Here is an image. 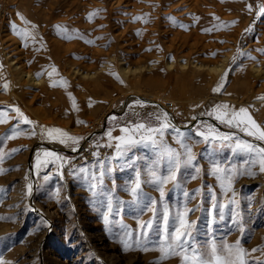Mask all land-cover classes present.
<instances>
[{
    "label": "rangeland",
    "instance_id": "1",
    "mask_svg": "<svg viewBox=\"0 0 264 264\" xmlns=\"http://www.w3.org/2000/svg\"><path fill=\"white\" fill-rule=\"evenodd\" d=\"M20 1L22 5L25 4L24 0ZM30 1L35 20L29 22L28 28L34 42L38 44L35 53L40 54L41 58L47 56L45 63L38 69V73H42L45 81L42 84L47 90L45 88L42 93L32 96L34 92L40 90V87L25 84L24 102L18 95L21 91L12 94L13 72L8 60L6 40L7 37L13 36V17L18 2L0 0V64L3 65L0 69V111H7L9 120L8 123L0 124V151L10 152L14 148L20 149L17 153L6 156L3 163H0V167L7 170L5 174L0 175V189L6 190L0 191V216L12 218L0 220V259L6 264H152L159 257V252L154 250L125 252L117 240L125 228L135 230L137 220L147 221L152 218V213L146 210L141 212L140 207L130 202L132 198L126 187L134 178L135 171L137 169L145 171L157 158V154L152 149L139 147L123 160L115 162L116 170L105 178L102 188L97 191L108 193L111 190L115 200L125 203L121 206L119 214L114 213L110 217L107 228L102 219L105 197L102 195L93 197L85 174L80 173L79 170L90 168L96 163L97 158L94 153H98L100 159L114 154V149L94 146L96 143L104 145L109 142L105 137L106 132L112 130L113 136H119L122 134L120 129L131 122H154L150 120L149 113H157L161 109L165 111L167 107L165 108L164 105L171 101L172 106L169 111L176 117V121L172 120V122L182 131L192 135L193 139L190 143L193 145V152L197 155L195 164L202 171L197 174L192 168L182 169L180 187L174 188L172 184L165 186L164 203L168 204L173 215L185 205L188 208L199 206L202 209L192 212L189 216L190 220L197 221L198 232L195 238L199 245L205 246L212 239L218 244H232L240 239L243 247L249 252L250 264H254L255 260L264 261V252L251 251L258 247L264 249V173H260L257 166L252 169L256 173L254 176L240 175L233 180L232 191H226V176L221 180L210 174L213 164L218 163L222 168L227 169L238 167L243 171L246 167L245 161L251 159L250 155L239 151L233 152L226 146L221 147L219 142L205 144L199 137H195L192 131L201 122H207L221 132L233 133L237 139L260 143L247 137L243 132L228 128L212 116L202 113H207L214 105L222 103L237 109L245 106L249 107L253 117L264 126V100L260 99L264 97V89L259 90L257 84L252 89L253 93L249 94L248 86H238V88L233 85L235 79L242 80L241 78L247 75L245 70L249 67L248 57L252 52L251 49L247 50V46L255 39L258 22L264 19V15H257L259 11L257 5L264 4V0H247L246 5L243 0L246 14L250 12L247 5H252L248 24V28L251 26L252 31H244L239 38L238 47L231 59L232 64L228 69L226 83L219 94L213 93L212 89L221 79L212 78L203 70L197 71L191 62L195 63L201 57L206 58L205 53L200 55L192 53L188 66L184 69L187 71L181 75L183 68L179 62L186 61V57L169 54L168 58L173 61L170 67L165 63L166 58L160 59L154 56L156 49H164L163 45H152L147 42L140 47L127 30L123 31V37H119L118 31L124 30L126 23L130 22L129 8L126 10L121 5L113 8V12L108 16L110 21H103L105 24L102 22V26L99 27L100 37L91 44L86 43L90 50L98 48L101 52L91 51L75 56L70 53V57L78 62L76 69H79V72H67L52 60V54L48 51L50 47L48 41L54 38L68 43L79 39L72 34L61 38L55 32L48 31L50 27L57 26V20L51 21L48 17L47 9L50 1ZM143 6L144 2L141 3V8L134 12L142 13ZM134 12L131 11V14ZM101 17L97 16V18ZM237 24L235 22L230 26L227 25L226 29L231 32V28L236 27ZM106 26L111 28L108 29ZM225 43L229 48L219 49L218 53L230 50L234 40L228 39ZM238 50L246 55H239ZM148 55L152 56L148 57ZM234 57H236L235 63L232 62ZM134 60H137V63ZM138 65L146 66L142 71H136V75L139 74L142 80L137 83L129 82L136 75L134 71L125 73L124 67ZM110 73H115L119 80ZM151 78L155 81H151ZM61 81H67V85L61 84ZM4 83L8 84L7 90L3 89ZM183 84L186 85V89L181 90ZM132 93L135 96L129 100ZM135 99H142L148 102L149 106L128 107ZM256 100L259 101L257 107L253 104ZM156 105L158 107H155ZM14 107H19L34 125L21 124L20 130L24 134L16 139H6L17 121V114L11 111ZM193 116L197 119L193 120ZM111 117L116 119L112 120ZM32 127L36 128L37 135L29 138L27 133ZM41 127L59 128L70 136L82 137L78 151H72L71 145L53 143L47 137H42L39 135ZM102 137L104 138L101 139ZM165 139L172 147L179 148L173 141L171 132ZM43 150L55 151L66 160L63 164L55 161L38 168L37 153H40L41 161L54 159L46 158ZM194 175L196 178L192 179ZM45 176L49 179L45 180ZM222 182L225 187L221 186ZM29 183L33 185L31 196L27 193ZM57 189H59L58 196ZM197 189L201 191L195 199L184 197V191L189 192L191 196ZM143 192L148 198L158 202L157 208L162 212L163 204L160 203V193L156 187L144 184ZM213 196L218 204L226 207L216 210L215 223L209 228L206 221L209 219L208 212L211 209ZM233 200L236 203H232ZM236 213H239V216H236ZM45 220L47 226L44 224ZM159 220L158 215L157 223ZM240 227L245 229L243 234L239 231ZM158 239L156 232H152L148 247L150 249L156 247ZM129 253H132L130 256L132 259L135 258L134 261L125 256ZM163 264H180V259L171 258L165 260Z\"/></svg>",
    "mask_w": 264,
    "mask_h": 264
},
{
    "label": "snow or ice",
    "instance_id": "2",
    "mask_svg": "<svg viewBox=\"0 0 264 264\" xmlns=\"http://www.w3.org/2000/svg\"><path fill=\"white\" fill-rule=\"evenodd\" d=\"M259 9L257 15H264V4L257 5ZM247 9L251 12L252 5L248 4ZM97 13H90L89 20L92 19ZM19 15V14H18ZM21 19H23L21 17ZM135 19H140L137 17ZM216 19H219L216 17ZM227 25H225L226 27ZM57 29H62L67 32L68 29L65 26L57 25ZM213 29H204L205 32H211ZM252 27L245 29V32H251ZM91 44L92 41H86ZM150 50V49H149ZM264 52V50H260ZM239 55H246L238 50ZM249 59H255L249 56ZM236 57L233 58L235 63ZM3 65L0 64V69ZM42 73H37L39 77ZM114 75L117 80L119 77L115 73ZM228 72L224 73L220 83L212 89L213 93L219 94L222 92L224 84L226 83V77ZM123 83V81H120ZM63 85H67V81L60 82ZM8 84H3V89L7 90ZM71 95V94H69ZM264 100V97H260ZM75 106V105H74ZM91 106V104L89 105ZM147 107L148 102L142 99H135L132 105L128 107ZM158 107V106H155ZM17 114V121L11 129V133L6 139H16L24 133L20 130L21 124L23 125H34V122L30 120L24 113L21 112L19 107L11 109ZM203 115L212 116L220 124L225 125L228 128H234L243 132L247 137H251L254 141L260 142L252 143L248 140H240L235 137L233 133H225L219 131L218 128L213 125L207 124V122H201L195 128L193 133L195 137H199L200 140L205 143L219 142L221 147H229L233 152H244L248 153L251 159L245 161L246 167L241 171L238 167L231 169L222 168L218 163H214L210 174L215 176L217 179H221L226 176L227 185L221 184L225 187L226 191H232V182L240 175H247L249 177L254 176L256 173L252 170L253 168H259L260 173H264V126H262L251 114L249 107L241 106L238 109L234 106H230L227 103L216 104L207 113ZM149 118L154 122L136 121L131 122L128 126L122 127L119 136H113L112 130L105 133V137L109 141L104 145L96 143L94 146L99 148L101 146L106 148L114 149V154L104 159L99 158L98 153H94L96 156V163L91 165L90 168H81L79 171L85 174V178L88 180L89 191L92 192L93 197L104 196L103 207L104 212L102 213L103 223L106 228L109 225L110 217L115 213L119 214L123 201H117L111 194V190L108 193L98 192L97 189H101L103 182L106 177L111 176L116 170L114 164L116 161L123 160L128 156L134 149L143 147L152 149L156 154L157 158L151 162L145 171L137 169L135 171L134 178L128 183L126 191L131 196V203L140 207L141 212L148 211L152 213V218L143 221L137 220V228L135 230L131 228H125L122 235L118 238L117 242L121 244L123 251H149L154 250L160 253L159 257L152 262V264H163L165 260L171 258H179L180 264H250L248 259L249 252L245 249L240 239H237L234 243H222L218 244L215 239L210 240L207 245L201 246L196 241V233L198 232L197 221L189 219L192 212L202 210L199 208H188L185 205L182 209H178L173 215L168 204L164 203L165 197V186L172 184L174 188L180 187V173L182 169L192 168L195 173L199 174L202 169L196 166L195 161L197 155L193 152V145L190 141L193 139L192 135L182 131L177 127L169 116V113L160 110L157 113H149ZM110 119L115 120L116 117ZM193 120L197 117L193 116ZM7 111H0V124L8 123ZM78 123H85L78 121ZM171 132L172 139L179 146L174 148L166 142V135ZM28 137H34L37 135L36 128L32 127L27 133ZM39 135L47 137L50 142L59 143L64 146H72V151H78V145L82 137L70 136L67 132L59 128H43L41 127ZM102 137L101 139H103ZM200 142V141H198ZM20 149H11L10 152L0 151V163L6 156H11L17 153ZM43 155L46 158L41 161L39 159L40 153H37V167H45L49 163L60 161L61 164L66 160L65 157L59 153L50 150H43ZM6 169L0 167V175L6 173ZM45 180L49 177L45 176ZM196 176H192L195 179ZM144 184H151L156 187L160 193V203L163 204L162 212L157 208V201L152 198H148L143 192ZM113 185L115 181L113 180ZM0 191H6L0 189ZM200 189L195 190L193 194L184 191L183 195L186 198L195 199L196 195L200 194ZM33 185L29 183L27 185V193L29 196L32 195ZM56 195H59V189H57ZM232 203H236L234 200ZM226 205L218 204L215 196L212 197L211 209L208 212L209 219L206 221L209 228L215 223L216 210L223 209ZM160 216V220L157 223V216ZM239 216V213H236ZM10 217L0 216V220H11ZM47 226V221H44ZM171 228V231H170ZM110 230V229H109ZM239 231L243 234L245 229L240 227ZM156 232L158 236L157 246L150 249L148 247L151 242V233ZM129 241H132L131 243ZM252 252L262 251V248H254ZM0 264H6L3 259H0ZM254 264H264V261L255 260Z\"/></svg>",
    "mask_w": 264,
    "mask_h": 264
},
{
    "label": "bare ground",
    "instance_id": "3",
    "mask_svg": "<svg viewBox=\"0 0 264 264\" xmlns=\"http://www.w3.org/2000/svg\"><path fill=\"white\" fill-rule=\"evenodd\" d=\"M24 1L25 4L22 5V1L17 0L18 8L16 9L15 16L13 17V36L7 37L6 40L9 52L8 60L13 72V78L11 77L13 82L12 94L21 91L18 93V95L20 99L24 100L25 102L26 92L23 91V87L25 84L29 83L40 87V90L38 92H34L32 96H37L39 93L45 91L46 87L42 84L45 81L43 80L42 75L38 77L37 73L39 71L38 69L47 60V56L41 58L40 54L35 53V50L38 49V44L34 42L33 36L31 35L28 28L29 22L35 20L33 11H31L32 2L30 0ZM49 1V3L47 2L49 19L51 21L57 20L56 25L65 26L68 31L65 32L62 29H57L56 27H50L48 31L55 32L61 38L67 37L72 34L73 37L81 40H74L65 43L64 41L62 42L58 39L53 38L48 41L50 45V47H48V51L51 52L52 60L54 61V63L59 68H63L64 70H67V72L72 71L74 73L79 72V69H76V65L78 62L73 60V57H70V53L75 56L80 53H87L91 51L95 53V51H99L98 48L90 50L87 47L86 41H94L100 37L99 32L101 30L99 27L102 26V22L110 21V18L108 16L111 12H113V8L116 5H121L124 6L126 10H128L129 8L128 12L130 13V22L126 23L124 30L121 29L120 31H118L117 34H119V37H123V31L127 30L129 34H131L130 37L136 40L139 43L140 47L147 44V42L151 43L152 45H163L164 49H156L154 52V56L160 59L166 58L165 63L170 67H172L173 61L168 58L169 54L172 53L175 55V57H186V61L179 62L180 66L183 68L181 71V75H184V73H186L187 70L184 69H186V67L188 66L187 63H189V58L192 53H196L199 55L205 53L207 56L206 58L201 57V59L196 60L195 63L194 61H191L192 64H194L195 69L197 71L203 70L212 78L219 77V79H222L224 73L226 71L229 72L228 69L232 64V56L234 55V52L238 47L237 44L239 42V38L241 37L245 29L248 28L251 14L250 12L248 14L244 12V7L247 4V0H244L246 2L245 5L243 0ZM142 2H144V11L142 13H135L134 11L141 8ZM98 11L100 13H98ZM131 11L134 13L131 14ZM90 13H98L97 16L100 15L102 17L97 18V16L95 15L91 20H89L88 17ZM21 17L23 19H21ZM137 17H140V19H135ZM216 17H218L219 19H216ZM85 21L87 23H84ZM124 22H126L125 19ZM235 22L238 23L237 26L231 28V32H228V29H226L225 25L230 26ZM103 23L105 24V22ZM110 26H106V28L110 29ZM208 28H212L213 30L211 32H205L204 29ZM257 28L258 32L255 35V39L247 46V50H252L249 56L254 57L255 59H249V61L247 60L249 62V67L247 68V70H245L247 71L246 77L241 78L242 80L235 79L233 82V85L237 87L248 86L247 89H249V94L253 93L252 89L257 84H259V90L264 89V52L260 51L264 50V19H261L260 22H258ZM228 39L234 40V43L230 47V50H226L225 52L220 51L218 53L219 49L228 47L225 43V41H227ZM100 52L101 51H99L98 53ZM151 56L148 55V57ZM137 60H134V62L136 61L135 63H137ZM68 67L71 68L69 69ZM143 67L142 65L124 67V72L128 73L134 71L136 75V71H142ZM138 75L139 74H137L136 77L134 76L133 79L131 78L132 80H129V82L137 83V81L142 78ZM184 79L185 78H183V80ZM152 80L155 81L153 78H151V81ZM15 83H17L18 85L14 86ZM146 83H148V81ZM211 83L212 82H210V84ZM185 84L182 85V87L180 88L181 90L186 89ZM190 87H192V85ZM134 96L135 94L132 93L129 100H131ZM169 102L171 103V101ZM253 104H255V107H257L259 101L256 100ZM164 106L165 108L167 107L166 104ZM167 108L165 109V111L169 113V116L173 121H176L175 115H173L169 111L170 108ZM131 254L129 253L125 256H127L128 259L130 258L134 261L135 258L132 259V256H130Z\"/></svg>",
    "mask_w": 264,
    "mask_h": 264
},
{
    "label": "built area",
    "instance_id": "4",
    "mask_svg": "<svg viewBox=\"0 0 264 264\" xmlns=\"http://www.w3.org/2000/svg\"><path fill=\"white\" fill-rule=\"evenodd\" d=\"M166 105H167L168 108L171 107V103L170 102H167Z\"/></svg>",
    "mask_w": 264,
    "mask_h": 264
}]
</instances>
